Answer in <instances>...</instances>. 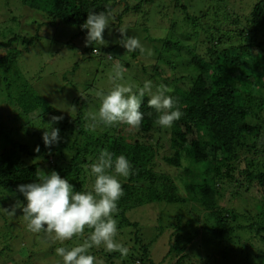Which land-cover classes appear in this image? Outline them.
I'll use <instances>...</instances> for the list:
<instances>
[{
    "label": "trees",
    "instance_id": "1",
    "mask_svg": "<svg viewBox=\"0 0 264 264\" xmlns=\"http://www.w3.org/2000/svg\"><path fill=\"white\" fill-rule=\"evenodd\" d=\"M203 1L208 8L199 16L206 18L219 9L227 16L206 30V54L195 50L189 58L192 47H186L193 41L185 44L188 63L184 71L189 73L168 74L170 94L178 102L181 118L170 128L154 126L159 114L148 107L145 96L142 125L131 128L123 124L107 127L94 120L98 109L90 110L92 94L84 97L74 88L73 111L62 116L29 86L26 74L17 68L10 74V65L20 53L40 42L45 26L67 23L81 27L89 12L109 15L115 4L111 0H19L23 11L39 20L10 34L12 24L20 23L14 16L11 25L0 30V49H4L0 70L10 76L0 77L5 82L3 103L10 108V112H0V264H8L7 257L17 253L13 242L22 244L25 232H30L22 211L27 202L17 192L18 185L33 182L38 172L55 170L75 190H91L94 177L89 176V166L104 148L124 154L133 165V174L122 178L123 196L115 213L116 240L132 247L126 256L107 252L103 246L93 247L89 251L97 261L105 258L108 264H116L118 257L123 264H161L154 259L153 245L165 227H155L149 237L131 211L154 202L181 206L189 202L190 210L178 209L180 213L175 215L176 239L165 256L168 264H221L211 255L216 244L223 248L218 251L222 264H264V0H234L237 8L227 0ZM0 2L9 8V0ZM227 5L231 12L224 11ZM188 17L192 29L199 17ZM193 35L200 42V33ZM144 72L165 82L166 72L159 67L150 74L147 69ZM185 80L188 84L181 85ZM101 100L100 96L97 108ZM51 128L59 129V143L49 148L42 136ZM164 140L169 142L170 153L162 152ZM171 168L176 169L175 174ZM178 182L184 184L187 194L180 193ZM245 194L254 198L249 213L231 207L238 199L242 206ZM13 208L20 220L9 219L4 211ZM17 223L23 233L16 232ZM90 231L85 226L84 233L71 241L61 242L54 235L46 240L55 252L57 247L82 244ZM26 243L34 249L33 243Z\"/></svg>",
    "mask_w": 264,
    "mask_h": 264
},
{
    "label": "rangeland",
    "instance_id": "2",
    "mask_svg": "<svg viewBox=\"0 0 264 264\" xmlns=\"http://www.w3.org/2000/svg\"><path fill=\"white\" fill-rule=\"evenodd\" d=\"M210 1L214 4L216 0ZM227 1L230 2V6L237 8L234 0ZM8 3L9 8L0 2V30L2 27L8 26L9 23L11 25L10 19L14 16L19 17L20 23L12 24L10 34L12 32L20 33L22 32L21 27L27 25L26 29H28L33 21L39 20L33 14L28 16V12L23 11L24 8L20 5L19 0H9ZM111 3L115 6L109 14L110 25L104 32V45L93 43L85 46L87 30L82 29V27L67 23L63 24L64 27L61 24L53 28L45 26L40 42L34 44L30 50H24L20 53L15 62L10 65L11 76L15 68L24 75L26 74L25 79L29 80V86L45 97L55 109L62 113V116H67L73 111L75 95L71 88L78 89L84 97L92 94L90 110L94 108L93 111H96L98 109L97 100L101 94L111 90L116 83L130 85L133 91H136L146 80H151L154 85L153 90H155V86L161 83V78L148 76L144 72L146 69L149 74L157 67L165 71L167 74L164 73L165 82L163 84L170 88L172 81L168 80L170 78L167 79L168 74L180 71H183L184 75L189 73L187 70L184 71L188 63L185 44L193 41L191 46L186 47L188 50H191L189 47H192L189 58H192L195 50L206 54L207 45L204 42V38L208 37L206 30L212 29L215 24L218 25V20L224 21L223 19L227 16L220 9L206 18L204 15L199 16L202 10L205 11L208 8V4L203 0H111ZM185 6L186 9L183 8ZM227 9L231 12L228 5L224 11ZM188 14L193 17L197 14L199 17L196 21L197 25L192 29L189 27ZM121 28L125 29L128 36L139 39L144 47L143 54L139 50L127 52L120 44V40L123 38L119 32ZM195 33H200V42H195L193 35ZM0 54H4V49H0ZM117 65H119V70L124 77L122 81L111 79L117 70ZM188 65L193 67L192 62H189ZM3 75L10 79L9 74L0 70V77L2 78ZM1 78L0 112L7 113L10 112V108L3 103L1 92L5 82ZM187 84L188 81L185 80V83L181 85L186 86ZM13 124L18 125L15 122ZM162 143L165 145L162 152L170 153L169 142L164 140ZM40 165L42 167V164ZM48 165V163L43 164L44 168L49 169ZM169 171L172 174L176 173L175 168H171ZM178 183L181 188L180 193L187 194L184 184ZM245 197L242 206L240 199H238L231 202V207L249 213V207L253 206L254 198H248L247 194ZM183 205L154 202L131 211V216H134V220L140 223L144 232H148L149 237L155 233V227L160 224L165 227L163 235L159 236L153 245L154 259L157 263L168 264L169 258L165 260V256L176 239L174 233L178 220L175 215L180 213L178 209L190 210L189 202ZM255 209H257L256 205ZM9 217V219L20 220L16 212L9 214ZM184 219L187 220L188 218ZM16 226L18 227L16 232L21 231L23 233L22 228H20L21 225L17 223ZM199 238L201 239L200 236ZM46 239H51L50 235L46 233L25 232L22 240L24 243L18 245L17 242H13L17 253H11L6 262L8 264H58L60 258L50 250ZM25 240L33 243L34 249L29 248ZM131 247L132 244H129L128 249ZM219 249H223L220 244L214 245L211 248V255H215L222 264ZM115 259L116 264H123L122 259L118 257ZM194 261L197 260L194 259ZM98 263L108 264L105 258L99 259Z\"/></svg>",
    "mask_w": 264,
    "mask_h": 264
},
{
    "label": "clouds",
    "instance_id": "3",
    "mask_svg": "<svg viewBox=\"0 0 264 264\" xmlns=\"http://www.w3.org/2000/svg\"><path fill=\"white\" fill-rule=\"evenodd\" d=\"M109 25L110 17L105 12H89L81 26L87 30L85 46L93 43L104 45V32ZM119 32L123 37L120 44L127 52L139 50L143 54L144 47L137 37L128 36L123 28ZM116 68L111 79L122 81L124 77L119 65ZM153 88L151 80H146L136 91L130 85L114 84L111 90L101 94V104L93 119H98L107 127L123 124L139 128L145 116L141 106L147 96L148 107L159 114L153 121L154 126L172 127L182 116L178 102L170 94L168 85L161 83L155 86V90ZM52 119L58 121L61 117ZM42 139L44 145L51 148L59 143V129H46ZM89 168L90 176L94 177L91 190H75L69 180L62 178L55 170L47 174L38 172L33 182L17 187V192L27 202L22 206V211L29 231H43L64 242L82 235L85 226L91 230L82 244L55 249V255L60 257L58 264H98L97 258L89 251L93 247L103 246L107 252H119L122 256H126L129 251L128 247L116 240L118 222L115 213L123 196L122 178L126 180L133 174V165L124 154L116 155L104 148ZM4 211L15 214V208Z\"/></svg>",
    "mask_w": 264,
    "mask_h": 264
}]
</instances>
